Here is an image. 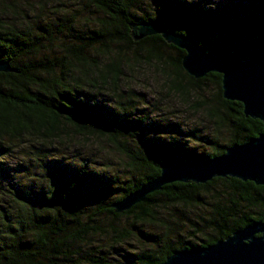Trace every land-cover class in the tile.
I'll return each instance as SVG.
<instances>
[{
    "label": "trees",
    "instance_id": "1",
    "mask_svg": "<svg viewBox=\"0 0 264 264\" xmlns=\"http://www.w3.org/2000/svg\"><path fill=\"white\" fill-rule=\"evenodd\" d=\"M46 1L54 0H38L40 11L30 19L20 0H0V62L13 70L0 72V264H112L78 244L91 233L124 241L128 233L118 232L113 221L124 216L155 221L159 197L202 209L195 220L183 219L196 242L180 237L185 229L176 218L164 225L163 236L139 229L146 249L120 253L124 260L114 264H160L175 251L211 245L264 221V186L231 177L167 184L128 211L116 213L112 207L158 177L160 165L171 159L216 157L264 132L261 121L245 117L241 103L223 98L220 74L195 79L182 68L183 50L160 35L134 41L130 25L170 24L171 31L222 59L264 62V0H84L83 8L49 15ZM83 9L101 16L91 19V14L82 27L77 12ZM136 63L156 65L178 97H202L196 110H206L213 136L177 125H147L148 116L136 114L141 110L133 91L123 88L127 69ZM209 86L214 93L205 97ZM167 127L208 145L210 152L198 153L173 135H154ZM70 132L101 138L123 155L128 160L123 181L115 171L95 173L83 161L72 168L61 163L52 146L71 140ZM14 152L23 157L18 164L8 161ZM115 187L118 195L112 199ZM92 203L97 209L87 215ZM99 215L111 218L112 232L94 225Z\"/></svg>",
    "mask_w": 264,
    "mask_h": 264
},
{
    "label": "water",
    "instance_id": "2",
    "mask_svg": "<svg viewBox=\"0 0 264 264\" xmlns=\"http://www.w3.org/2000/svg\"><path fill=\"white\" fill-rule=\"evenodd\" d=\"M170 28V24L159 22L131 24L130 35L134 41L160 35L166 43L183 50L182 68L195 79L208 73L220 74L223 98L241 103L245 117L257 119L264 125V62L258 57L238 62L222 59L214 52H207L196 40L176 34ZM11 71L7 62H0V72ZM216 177L264 186V132L243 144L228 146L216 157L171 159L160 165L158 177L112 207L116 213L128 211L167 184H205ZM160 264H264V221H255L211 245L175 251Z\"/></svg>",
    "mask_w": 264,
    "mask_h": 264
},
{
    "label": "rangeland",
    "instance_id": "3",
    "mask_svg": "<svg viewBox=\"0 0 264 264\" xmlns=\"http://www.w3.org/2000/svg\"><path fill=\"white\" fill-rule=\"evenodd\" d=\"M22 2L21 7L25 10L30 17V19L36 17L37 13L40 11V8L35 4L38 0H20ZM43 2L45 0H42ZM57 0L46 1L44 10L47 12L45 14L49 15L51 12H56L58 14L64 13L66 11H71V9H80L83 8L82 4L84 0ZM26 2V4H25ZM62 4H58V3ZM94 10V9H93ZM87 13L88 10H80L77 12L78 21L80 26H83V23L87 18L96 19L100 15L99 12ZM4 14L8 12L4 11ZM11 17V16H10ZM93 25L89 24V28ZM101 60H106L104 56L100 57ZM156 65L149 66L143 63H136L135 66L127 69L126 76L123 78L125 80V90L133 91V95L136 99V105L140 112L136 114H141L148 116V123L150 127L152 124L160 123L158 125H177L179 129L184 132L194 131L197 136L206 137L207 139L213 136L212 129L213 124L209 121L207 117L206 110H196L200 100V96H188L182 99L177 95L171 93L168 88V81L163 75L162 71L157 70ZM159 67V66H158ZM161 69V68H160ZM214 93L213 86H209L206 90L205 97H209ZM107 99H110V94H106ZM202 99V97H200ZM153 122V123H152ZM164 133H158L154 135H161L162 138L171 137L173 135L174 139H179L183 143H187L189 147L197 150L201 153H209L210 148L208 145L203 144L197 139H190L185 135H180L177 133H172L171 128L167 127L164 129ZM163 132V131H160ZM71 140L64 141L62 143H54L52 146V153L56 155L57 159L61 163H67L70 168L75 165V162L83 161L87 163L89 169L95 173H106L111 175V173L116 172L119 176V181H123L126 177V162L128 160L121 154H118L114 149L105 142L103 139H91L78 137L72 132H70ZM201 138V137H199ZM198 138V139H199ZM184 144H181L183 146ZM29 149V146L26 145ZM50 147V146H49ZM55 147V148H54ZM27 149V150H28ZM22 155L18 152L8 159L9 162L18 164L21 162ZM22 175L30 176V172L26 171ZM95 175V174H94ZM43 178L46 176V173H42ZM24 177V176H23ZM95 177V176H94ZM41 178V177H40ZM117 188L112 189L111 198L113 199L117 194ZM158 206H154V216L155 221H145L143 223L134 222L132 216L121 217L113 221V226L118 232H127V239L121 241L120 243H113L111 240V234H89L81 243L78 244V247L81 251H85L90 255H102L105 258L114 264L118 261H123L121 254L123 252H137L138 250L146 249L147 245L145 238L139 233V229L143 230L148 234L154 236H163L164 235V225L171 224L176 218L181 226L184 227L185 231L180 233V237L183 240H191L196 242V239L192 238L190 233H188L187 223L183 221L185 217L195 220L200 214L202 209L194 207L192 209L184 208L178 204H171L165 201L164 198L159 197ZM97 209L96 204H91V208L87 209V215ZM178 217H182L181 220ZM86 220V219H85ZM185 220V219H184ZM95 226H98L99 229H106L109 232H112L111 218L104 215L98 216L94 223ZM197 244H199L197 242Z\"/></svg>",
    "mask_w": 264,
    "mask_h": 264
}]
</instances>
